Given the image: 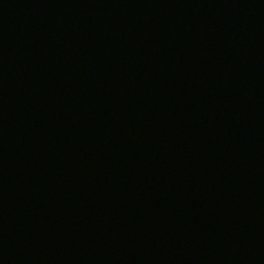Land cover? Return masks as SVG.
<instances>
[{"label":"water","instance_id":"obj_1","mask_svg":"<svg viewBox=\"0 0 264 264\" xmlns=\"http://www.w3.org/2000/svg\"><path fill=\"white\" fill-rule=\"evenodd\" d=\"M0 264H264V0H0Z\"/></svg>","mask_w":264,"mask_h":264}]
</instances>
